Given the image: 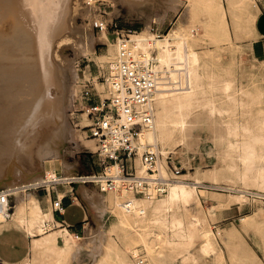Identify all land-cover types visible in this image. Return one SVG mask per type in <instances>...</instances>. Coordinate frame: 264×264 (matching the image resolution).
I'll list each match as a JSON object with an SVG mask.
<instances>
[{"label": "bare ground", "instance_id": "bare-ground-1", "mask_svg": "<svg viewBox=\"0 0 264 264\" xmlns=\"http://www.w3.org/2000/svg\"><path fill=\"white\" fill-rule=\"evenodd\" d=\"M5 1L11 5L5 2L6 8L3 12L13 14L16 32L14 31V35L12 33L10 39L0 38V54L3 60L9 59V63L13 64L12 68L6 69L4 60L1 62L4 67H0V187L7 188L14 198L12 224L31 238L29 253L25 254L20 263L70 264V259L80 251L73 234L59 226L50 210L43 211L32 193L25 196V191L40 183H47L49 187L52 182L66 180L90 198L91 215L96 223H100L94 213L97 211L95 204L104 203V195L77 181L74 167L59 160L66 136L73 133L67 116V99H70L68 91L71 87L73 89L78 73L75 66L65 64L62 58L56 60L50 48L53 42L59 46L63 40L71 38L77 51L86 53L88 48H93L94 31L91 30L95 22L103 26L101 37L106 39L108 36L104 22L95 14L98 5L94 0H86V5L83 4L84 0ZM122 1L134 6L149 0ZM253 3L252 0H188L186 8L179 12V22L160 38L150 29V23L131 34L134 48L139 47L141 52L147 47L153 48L152 68L158 75L157 90L150 102L151 123L142 126L138 132V154L134 160L136 173L143 174L145 171L140 157L145 148L156 146L162 158L174 153L176 149L181 151V148H187L193 116L197 112L212 119L220 118L225 128L212 167L203 169L195 166L192 172L181 171L166 191L157 197L134 194L119 181L118 165L105 162L106 171L115 177L116 183L114 188L104 191H107L106 198L117 209V221L112 228L122 231L123 247H118L112 255L109 246H106V253L96 264H135L129 259V255L133 256L137 251L135 244L142 245L149 255L148 262L145 254V264H161L166 256L172 257L171 264L179 258L181 261L189 260L190 264H197L196 255L193 253L196 240L199 241L200 254L212 257L207 264H220L223 248L217 245L208 220L215 217L216 211L228 208L231 203L236 202L241 206L247 199L244 190L248 189L237 187L238 185L224 186L226 182H222L240 180L243 184L255 186L258 190L251 193L256 200L264 203V108L258 107L257 114L252 119L249 117L250 120L247 121L232 117L235 113H230L238 105L245 108L255 102L264 103V90L261 89L258 93L261 98L259 101L244 102L241 97H237V86L229 71L218 77L213 72L206 73L211 50H202L203 45L207 44V38L219 58L223 47L238 46L237 40L231 39L229 30L230 26L236 39H240L237 33L239 21L235 20L237 13L234 12V7L249 16ZM80 4L82 12L89 20L86 25L90 30L86 32L83 31L84 25L75 26L67 17L68 8L73 10ZM166 11L160 14L161 18ZM228 15L229 18L233 17L232 22L230 21L232 25L229 24ZM188 18L191 19L190 24L187 22ZM254 18L255 16L253 20ZM197 23H201V33H194L192 30L197 27ZM111 44L114 50L98 57L100 66L109 64V77H116L114 59L117 44L114 41ZM55 53L57 58V52ZM258 62L264 67V59ZM109 77L107 95L112 90ZM217 93L220 95L219 100L216 98ZM240 94L250 95L251 92L242 88ZM85 119L88 124L89 119ZM58 161H61V172L57 173ZM158 168L163 175H171L165 171L163 162H160ZM224 169L229 173L223 176L219 171ZM205 179L209 183H205ZM105 186V183H102V188L99 186L101 191ZM213 188L235 189V192H226L227 197L222 198L223 192L209 191ZM208 193L210 198L203 212L200 197ZM259 211L264 222V210ZM253 221V215L241 216L239 228L248 232L254 227ZM53 223H56L55 227L52 226ZM239 228L234 225L224 227L217 234L224 242L229 257L237 256L244 264L258 263L256 251L241 235ZM59 237L62 239L61 243ZM93 237L94 235L92 239ZM91 250L92 254L98 253L99 247Z\"/></svg>", "mask_w": 264, "mask_h": 264}, {"label": "rangeland", "instance_id": "rangeland-1", "mask_svg": "<svg viewBox=\"0 0 264 264\" xmlns=\"http://www.w3.org/2000/svg\"><path fill=\"white\" fill-rule=\"evenodd\" d=\"M94 1H95V4L98 5L96 9L97 13H95L97 14L96 15L97 17H102V18H105L106 20H111V19H113L114 21L116 20L120 27L126 28V29L131 28L132 30H135V31L142 30L147 24L150 23L149 24L150 29L151 27L154 29H157L163 35L172 26H175L179 22V14L186 8V3L188 0H174V1L171 0L170 2H166L165 0H155V1L149 0V1H144L142 3H139L138 5H134V6H129L128 3H125L122 0H113V1L112 0H94ZM5 2H6L5 0H0V38L9 37L10 39L16 32L14 30V28L16 27V22H15V19L12 13L3 12L5 11L6 4H10L8 1L6 2V4ZM83 4L86 5V0L83 1ZM224 4L226 5L225 1H224ZM9 7L10 6H8V8ZM164 10H167V11L165 12V16L161 18L160 14H162ZM8 12H10V10ZM234 12L237 13V16L235 15V20L240 22V23L237 22V28L241 30V28L247 25L248 19L246 18L249 16L246 14L244 15L243 11L236 7H234ZM238 13L240 16H238ZM56 16L54 17V20H56L57 18ZM229 16L230 15H228L229 24L232 25L231 22H232L233 17H230L231 18L230 19ZM67 17L71 20V23H73V25L75 26L84 25L83 31L86 32L90 30V27L86 25V23H88L89 20L82 12L81 4L77 6V8H73V10L71 8H68ZM157 17L161 19H158ZM244 17L246 18L244 19ZM190 21L191 19L188 18L187 22L189 24H190ZM197 24H198L197 27L192 30L194 33H201L202 31L201 23H197ZM238 29H237V32H238ZM91 31H94L93 48L92 47L88 48L86 53L85 52L79 53L71 38L63 40V42L59 46H56V43L53 42V45H51V48H50V52L52 56L55 57L56 60H59L60 58H62L65 64L67 65L71 64V66L72 65L75 66L77 69V73H78V78L73 83V89L71 87V89H69L68 91V97L70 99H67L69 101V107L67 108V116H68L71 126L73 127V133L72 135L68 134L66 136V140L63 143V147H62V152L60 153L61 157L59 158V160L61 161L64 160L66 163L74 167L73 172L75 173L76 176L86 175L90 172L95 173V174H100L103 172L104 166L107 164L102 161L101 156L98 154V147H97L96 141L92 137H90L88 134V129L85 127L86 125H88L86 124V122L88 121H86L87 119H85L86 117L84 116L85 114L83 113L84 110H80L78 103L76 101V98L81 91L82 83H84L86 80H91L92 78L94 79L97 76L102 77L104 74H106V71H104V68L105 70H107V66H105L106 64L105 65L103 64V66H100L101 62H100V58L98 57V55L106 54L110 50H114V46L111 44L113 42V36L108 35L107 30H105L106 35L108 36V38L106 39L104 37H101L100 31H96L94 30V28ZM233 35L235 36L234 40H239V39H236V35L234 31H233ZM208 41H209V38L205 40V43L207 44L203 45L204 48L201 46L203 51H206V49L211 50V57L208 59L209 60L208 69L207 67L205 68L206 73L213 72L215 73L216 77H218L220 74H226V71H229L231 77L233 76L232 78L235 80V85L237 86L236 87V89L238 90L237 97L238 98L241 97V99H243L244 102H247L250 100L259 101L258 99H261V98L258 97V93L261 89L264 90V82H263L264 81V67L262 66V63H259L258 61L253 60L248 55L246 46L244 45L231 46V48L227 46L223 47V49L220 52L221 56L219 58L213 46L210 43H208ZM55 52H57V58H56ZM98 58L99 60H97ZM4 60L7 63V64L4 63L5 67L3 63H1ZM4 60L2 58V55L0 54V65L2 64L0 67L2 68L3 66L6 69L12 68L11 66H13V64L11 62L9 63L10 60L9 59L8 60L4 59ZM241 63L243 64V67ZM228 69H231V70H228ZM234 77H236V79ZM92 83L95 86L97 93L100 95V97L102 98L106 97L108 88H107V85L102 81V79H99V80L94 79ZM242 88L249 90L251 94L250 95L240 94V91ZM216 98L218 100L220 99V95L218 93L216 95ZM95 100H96V96H95ZM258 107L264 108V103L263 102L261 103L260 101L259 103L255 102L251 106H248L245 108L242 105H238V107L233 109V111L231 110L230 113L232 112L235 113L233 114L232 117H236L240 120L246 119L247 121V120L252 119V117L257 114L256 109ZM253 111L256 113H254ZM228 117L230 118L231 115ZM249 117L251 118L249 119ZM224 128L225 126L221 122L220 118L212 119V118L204 116V114H202L201 112L199 113L197 112L193 116V125L190 128L189 137H188V147L181 148V151L176 149L174 153L170 154V156L174 158V161L176 162L177 166L182 169V172H190V171L192 172L195 170V166H201L203 167V169L212 167L213 163L216 161L217 148L221 145V142H222ZM90 138H92L93 140ZM263 149H264V146H263ZM61 161H58L57 163V167H56L57 173L61 172ZM217 164H220V163H217ZM219 172L223 176L226 173L227 174L229 173V171L227 172L226 169L221 170ZM204 181L205 183H209L207 179H205ZM76 183L79 184L81 182H76ZM222 183H225L223 184L224 186L226 184L227 185L230 184L233 186L238 185L237 187H244L248 189L244 190V193L246 192L245 196L247 197V199L243 202L241 206L239 203H236V202L231 203L228 208L216 211L215 217L211 220L209 219L210 221L208 220L215 234L217 245L221 249L223 248L222 254L223 253L224 254H223L222 259L219 260L221 262L220 264H222V262L223 264L225 263L226 264H244L241 261V259H239L237 256L229 257L230 255L225 247V244L221 240L220 236L217 234V231L219 230L221 231L222 228L229 227L232 225L239 228V223H240L239 218L245 215L254 216V221H253L254 229L252 228L248 232H245L239 228L240 233L245 238V240L248 242V244L256 251L259 257L258 263H254V264H261L262 262H263L262 264H264V222H262V216L259 211V210H264V203L256 200L255 195L251 193L252 191L253 192L257 191L258 188L252 185L243 184L240 180H235V181H230V182L223 181ZM83 184H85L88 189L90 188L96 189L97 191H99L101 194L104 195V203L95 204V206H97V211L95 210L94 213H96V219L100 223H96V221H94L95 219L91 215V210H90L91 202H90V198L86 195V193L79 191L77 188H75L71 184H68L64 181L52 182L50 183L49 188L51 189V187L53 186V188L57 189L58 193L74 192L77 196V199L75 201L79 202L84 207V209L87 211V214H86L87 216L84 221L86 223L85 224L86 233L84 232L83 237H81L80 235L81 238L78 237V239L75 238L73 233L72 234H73V239L78 243L80 247V254L85 257V261H84L85 264H90V263L96 264V261L102 255L106 253L107 251L106 246L107 247L109 246L110 252L112 255L115 254L116 249L118 247L119 248L123 247V240L121 238L122 231H120L117 228H112V226H114V224L117 221V209L114 208V206L110 203L108 198H106L107 191H104V190L101 191L98 184L94 182H83ZM46 187H48L47 183L37 184L35 187L28 188L25 191V196L31 193L32 195L35 196V193H37V190L45 189ZM0 188H3V186H1ZM212 190L219 191L220 193L223 192L222 194L225 196L222 195V198H226L228 192L229 193L235 192L234 191L235 189H230L231 190L230 191L228 188L227 189L226 188H213L211 190L209 189V191H212ZM208 194L206 196L200 197L201 204H202V211L203 210L205 211L206 205L210 198V194L209 195ZM14 203H15L14 198L11 195L10 204L12 206V209H13ZM10 224L13 225L12 220H10ZM115 229L117 230L115 231ZM93 235L94 237L92 239ZM99 237L101 238L100 240H99ZM194 244H195L193 247L194 250L193 249L192 250H193V253L196 255L197 264H207L209 261L212 260V257L200 254V252L198 251L199 241L196 240ZM98 247H99L98 253L92 254L91 249L97 250ZM135 247L137 248V250H142L146 254L147 261L149 262V255L147 254L145 248L140 244H135ZM127 254L129 255L130 253H127ZM202 258H204V261ZM129 259L131 261L133 260L131 254L129 255ZM171 259H172L171 256H166L165 258H163V261L161 264H171ZM188 261L189 260H187V262L181 261L179 258L178 260L174 262V264H190V261L189 262ZM152 264H154V262ZM191 264L193 263L191 262Z\"/></svg>", "mask_w": 264, "mask_h": 264}, {"label": "built area", "instance_id": "built-area-1", "mask_svg": "<svg viewBox=\"0 0 264 264\" xmlns=\"http://www.w3.org/2000/svg\"><path fill=\"white\" fill-rule=\"evenodd\" d=\"M104 22V28L108 35L113 36L117 44V52L114 59L116 77H109L108 63L106 74L94 79H102L107 85L109 77L112 82L111 92L102 98L93 85V78L82 83L81 91L76 98L80 110L89 119L88 134L98 147V154L103 162H112L119 167V181L136 195L157 197L162 195L168 185L176 179L182 169L177 166L174 158L167 155L164 160L156 146L151 149H143L140 153L141 161L145 167L143 174L136 173L134 160L138 154V132L142 126H148L152 119L150 102L157 90L158 75L152 68L154 61L153 48L147 47L144 52L132 45L131 34L135 32L131 28H122L117 21L99 18ZM96 31H102L101 23H94ZM158 38L162 34L152 28ZM105 71V68H104ZM108 88V87H107ZM96 96V100H95ZM146 110H145V109ZM163 162L165 171L171 175H163L158 166ZM134 166V167H133ZM77 181L94 182L103 190H111L115 186V177L104 170L100 174L88 173L78 175ZM68 183V181L63 180ZM69 184V183H68ZM107 188V189H106ZM11 193L7 188H0V224L11 220L12 206L10 204ZM52 207L62 210L61 198L56 197ZM53 227L56 223H53ZM59 226L68 230V226L59 222ZM75 238L80 237L73 233ZM135 264H145V253L137 250L132 256Z\"/></svg>", "mask_w": 264, "mask_h": 264}, {"label": "crops", "instance_id": "crops-1", "mask_svg": "<svg viewBox=\"0 0 264 264\" xmlns=\"http://www.w3.org/2000/svg\"><path fill=\"white\" fill-rule=\"evenodd\" d=\"M252 1H254V3L250 7V17L248 18L249 23H247V25L237 32L241 39L237 40V42L239 45L246 46L247 53L253 60L257 59L256 61H260L264 59V0ZM254 16L255 18L253 20ZM229 30L231 39L234 40L235 36L233 35V30L230 28V26ZM243 30L247 31L248 33L244 32ZM47 188L37 190V193H35V198L37 199L41 209L43 211L50 210L51 214H53L52 216L54 220L63 222V224L69 227L68 231L71 233H77L79 236L81 235V237H83L86 224L84 221L87 216V211L79 202L75 201L77 199L76 194L71 192L61 193V195H59L57 189L53 188V186L51 189L49 187ZM56 197L61 198V211L54 209L51 205L52 200H54ZM59 242H62L61 237H59ZM30 243V236L27 235L22 229L11 225L10 220L1 223L0 264H19L20 261L25 257V254L27 255L29 253ZM84 261L85 257L81 255L79 251V253L74 258L70 259V264H85Z\"/></svg>", "mask_w": 264, "mask_h": 264}]
</instances>
